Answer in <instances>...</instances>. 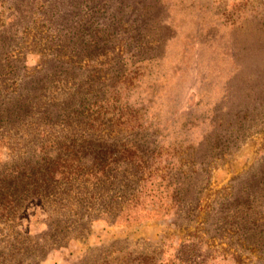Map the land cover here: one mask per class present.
<instances>
[{
    "label": "rangeland",
    "instance_id": "1",
    "mask_svg": "<svg viewBox=\"0 0 264 264\" xmlns=\"http://www.w3.org/2000/svg\"><path fill=\"white\" fill-rule=\"evenodd\" d=\"M94 1L0 0V38L8 33L20 43L15 51L29 68L49 70L57 59L46 39L62 34L82 41L93 33L86 10L99 8ZM101 1L99 27L111 40L109 54L94 61L78 55V76L95 65L108 69L132 117L120 135L162 148L165 159L153 161L160 169L147 185L128 191L160 196L161 173L169 172L184 181L181 193L192 203L157 209L164 219L129 227L93 223L88 233L62 243L50 238L49 253L37 264H111L118 255L112 250H165L172 257L184 250L209 264H264V0ZM70 52V46L61 48L68 68ZM72 82L60 75L50 92L63 96ZM1 151L4 159L13 152ZM181 209L189 216L169 224ZM45 215L31 206L23 228L40 230Z\"/></svg>",
    "mask_w": 264,
    "mask_h": 264
},
{
    "label": "trees",
    "instance_id": "2",
    "mask_svg": "<svg viewBox=\"0 0 264 264\" xmlns=\"http://www.w3.org/2000/svg\"><path fill=\"white\" fill-rule=\"evenodd\" d=\"M95 1L99 8L86 10L91 12L93 33L82 35V41L62 34L46 39L57 59L49 70L29 68L24 56L15 51L20 43H12L8 33L1 35L0 264H37L47 257L45 246L50 238L55 244L62 243L65 238L88 233L93 223L129 227L153 218L164 219L157 209H168L172 202L174 206L192 203L181 193L184 181L176 182L177 175L169 177V172L161 173L159 181L163 182H158L157 189L162 193L160 186L164 185L165 192L160 196L152 191L139 194V188L128 191L147 185L160 169L151 167L153 161L162 163L165 159L160 156L162 148L120 135L132 117L127 114L130 107L122 87L112 78L109 83L108 69L95 65L84 78L78 76V55L94 61L108 51L110 38L99 27L105 9L100 7L101 0ZM74 21V25L80 24ZM64 46L71 47L69 68L60 61ZM63 74L74 82L65 95L59 96L50 90ZM119 74L116 76L121 77ZM4 147L13 151L9 159L3 157ZM31 206L46 214L40 219V230L23 228ZM175 216L169 224L176 226V220L185 219L189 213L181 209ZM101 251L97 260L103 258ZM113 252L118 255L111 264H209L203 256L196 258L184 250L178 257L166 255L165 250L128 255H122V250ZM232 257L240 263V252H232Z\"/></svg>",
    "mask_w": 264,
    "mask_h": 264
}]
</instances>
